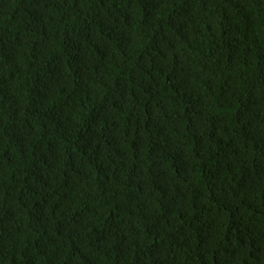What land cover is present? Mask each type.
<instances>
[{
	"label": "trees",
	"instance_id": "1",
	"mask_svg": "<svg viewBox=\"0 0 264 264\" xmlns=\"http://www.w3.org/2000/svg\"><path fill=\"white\" fill-rule=\"evenodd\" d=\"M0 264H264V0H0Z\"/></svg>",
	"mask_w": 264,
	"mask_h": 264
}]
</instances>
